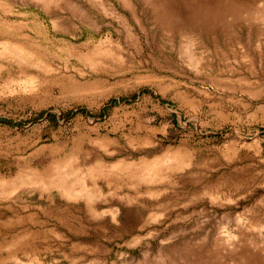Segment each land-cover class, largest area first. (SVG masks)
Wrapping results in <instances>:
<instances>
[{"label": "rangeland", "instance_id": "obj_1", "mask_svg": "<svg viewBox=\"0 0 264 264\" xmlns=\"http://www.w3.org/2000/svg\"><path fill=\"white\" fill-rule=\"evenodd\" d=\"M0 120V264H264V0H0Z\"/></svg>", "mask_w": 264, "mask_h": 264}, {"label": "bare ground", "instance_id": "obj_2", "mask_svg": "<svg viewBox=\"0 0 264 264\" xmlns=\"http://www.w3.org/2000/svg\"><path fill=\"white\" fill-rule=\"evenodd\" d=\"M92 164V165H91ZM62 167L66 169H71V171H61L60 173H55L53 170L54 167H51L50 170H47L46 174L37 172L35 170L29 169V168H22L17 174L16 178H21V177H26L28 179H33V180H47L49 181L50 184L53 186L57 187V189L61 192H71L75 190L76 187V178H69L68 175L69 173H73L78 171L79 173L84 172L88 170L89 168L93 167H101L104 168L106 166L102 165L100 161H95V162H84V163H74L72 162V159H68L66 162L61 164ZM63 168V169H64ZM76 179V180H75ZM84 178H80V181H83ZM94 188V187H93ZM93 191L90 190L88 191V196L92 195Z\"/></svg>", "mask_w": 264, "mask_h": 264}, {"label": "trees", "instance_id": "obj_3", "mask_svg": "<svg viewBox=\"0 0 264 264\" xmlns=\"http://www.w3.org/2000/svg\"><path fill=\"white\" fill-rule=\"evenodd\" d=\"M1 121V120H0Z\"/></svg>", "mask_w": 264, "mask_h": 264}]
</instances>
